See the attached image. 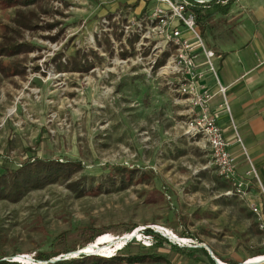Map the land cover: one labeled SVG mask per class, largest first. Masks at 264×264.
I'll return each instance as SVG.
<instances>
[{
  "label": "rangeland",
  "instance_id": "1",
  "mask_svg": "<svg viewBox=\"0 0 264 264\" xmlns=\"http://www.w3.org/2000/svg\"><path fill=\"white\" fill-rule=\"evenodd\" d=\"M220 3L230 4L226 15L206 8L213 36L199 25L205 45L212 49L234 33L246 32L245 2ZM159 6L153 0H41L21 6L37 11L40 28L22 30L19 43H30V52L0 57V156H8L15 168L33 156L81 160L83 168L67 181L28 191L17 202L0 199V259L28 260L40 252L50 260L76 257L65 250L53 256L51 242L61 232L84 226L102 230L93 248L101 254L98 246L111 249L124 242L116 240L114 232L120 223L140 230L130 240L131 250L154 251L163 258L141 264H178L182 259L168 249L155 250L143 232L147 227L167 228L164 233L176 237L172 243L187 250L196 245L195 238L202 239L222 255L237 256L246 245L264 241L251 230L256 218L244 199L226 194L233 183L217 175L199 139L185 134L183 106L167 77L153 66L155 40L149 38L137 49L136 33L124 38L120 32L128 20L132 28L133 21L145 24ZM14 8L0 4V33L2 24L13 26ZM103 17L110 20L108 25ZM48 23L55 26L48 29ZM164 57L159 53L157 61ZM2 158L0 173L10 168ZM115 163L136 168L137 176L124 184L102 183L109 176L116 178L111 169ZM142 171L148 173L146 178L153 175L149 181L139 177ZM69 181L85 194L77 196ZM90 187L93 190L87 191ZM176 211L187 217L190 236L185 238L194 242L177 238L173 227H181ZM103 241L106 245H97ZM73 245L77 250L79 240H68V247ZM127 251L124 245L116 252Z\"/></svg>",
  "mask_w": 264,
  "mask_h": 264
},
{
  "label": "crops",
  "instance_id": "2",
  "mask_svg": "<svg viewBox=\"0 0 264 264\" xmlns=\"http://www.w3.org/2000/svg\"><path fill=\"white\" fill-rule=\"evenodd\" d=\"M243 1L247 6L248 16V20L242 24L246 32L234 33L231 38L222 41L219 48L206 46L215 53L214 63L219 81L226 88L225 97L217 93V86L209 73H205L204 83L215 93L210 102V111L217 116V123L229 141V150L236 157V161L240 159L236 164V175L244 178L248 185L244 206L249 208L248 204L254 203L264 216V0ZM205 10L207 11L206 8ZM224 98L228 103V111L223 106ZM253 172L259 184L253 179ZM249 210L251 211L250 208ZM252 214L256 220L251 230L262 239L264 232L258 227L257 216L253 212ZM176 236L184 241H193ZM195 239L196 244L208 246L212 257L222 264H250L246 261L264 256V241L256 245H246L244 252L234 256L222 255L216 245ZM194 247L189 250L179 247L182 254L170 252L179 254L184 259H180L178 264H214L205 253L199 250L194 252Z\"/></svg>",
  "mask_w": 264,
  "mask_h": 264
},
{
  "label": "built area",
  "instance_id": "3",
  "mask_svg": "<svg viewBox=\"0 0 264 264\" xmlns=\"http://www.w3.org/2000/svg\"><path fill=\"white\" fill-rule=\"evenodd\" d=\"M153 1L161 6L153 8L148 16L149 21L146 20L145 24L133 21L132 24L135 26L132 28L128 20L126 24H121L120 32L124 38L130 33H136V39L140 40L137 44L133 42V46L135 47L136 44L137 49L145 47L149 38L155 40L156 44L151 49L156 51L153 66L156 65L159 73L167 77V83L176 94L177 102L183 106L185 134L202 142V147L208 151L218 176L233 183V188L226 191V194L245 199L248 185L244 179L236 175V157L229 150V141L217 123L216 114L210 111V102L215 93H212L204 83V75L209 73L217 86V93L225 97L226 88L219 81L214 63L215 53L206 47L191 9L193 3L205 2L204 0H176L174 3L171 0ZM116 18L114 16L112 20ZM102 21L106 25L110 23L107 17H103ZM124 46L128 48L126 43ZM159 53H164L165 57L163 63L157 65ZM223 106L227 111L229 110L225 98ZM248 206L257 216L259 228L264 232V216L254 203H249ZM162 228L154 231L162 234L161 230H165L164 227ZM30 256L32 264H37L33 255ZM261 258L263 259L259 261L260 263L264 262V256Z\"/></svg>",
  "mask_w": 264,
  "mask_h": 264
},
{
  "label": "trees",
  "instance_id": "4",
  "mask_svg": "<svg viewBox=\"0 0 264 264\" xmlns=\"http://www.w3.org/2000/svg\"><path fill=\"white\" fill-rule=\"evenodd\" d=\"M41 0H0V4L5 7H15L13 16L11 17V22L13 26H9L7 24H2V31L0 33V57L1 56H13L19 54L20 52L28 53L33 48L30 43L24 42L19 43V38L22 35V30L33 31L40 28L36 20L38 18V13L34 9H23L21 6L39 3ZM192 1V0H191ZM221 0H210L205 3H193L191 9L195 15V19L197 25L199 27L200 24H203L204 30H209V33L213 36V27L208 25V20L211 17V13L205 12V8H213L215 12L226 15L229 11L230 4L221 5ZM54 23L46 24V28L52 29L54 27ZM12 32V33H10ZM201 32V31H200ZM53 38L54 37H50ZM136 38V37H135ZM86 57V54H83ZM164 58L158 62L157 65L163 63ZM0 158H2L0 156ZM2 162L10 163V168H3V172L0 173V199H5L10 202L19 201L22 196L32 189L41 188L47 184L56 182L58 180L67 181L71 179V177L83 168V163L81 160H66L62 161L59 158L51 157V156H33L32 158H28L25 160L19 167L15 168L12 165L14 161L9 159L8 156L2 158ZM111 169L114 173H116V178L109 176L105 178L102 183H111L113 184L115 181H118L119 184H124L127 181L133 180L135 176L138 174V170L136 168L126 166L121 163H115L111 165ZM145 174H148L145 171L139 173V177H144ZM149 175L145 179V181L150 180ZM68 187L75 191L77 196H83L85 194V190L81 187H78L75 181H69ZM93 189L90 187L87 191H92ZM175 220L180 225L181 229H178L177 226H174L173 229L176 233L181 237H188V232L186 230L187 225V217L182 215L180 211L175 212ZM184 226V228H183ZM135 228L132 224L120 223L114 232H117V235H129L133 229ZM102 230L100 228L95 227H77L74 230H68L65 232H61L58 234L55 239L51 242L53 256H57L58 254H62V251L65 252L74 251L76 248L75 245L68 247V240H74L76 242L79 240V245L77 249H81L88 244L89 249H93L96 244L97 236L100 235ZM145 235L149 236L151 240V245L154 246L155 250L159 249H169V251L173 253L182 254V249L179 248L175 243H172L168 238L161 235L159 232L154 231V229L147 227L143 231ZM137 232L136 234H138ZM106 234V233H103ZM110 234V233H108ZM111 235V234H110ZM140 236V234H139ZM137 238V237H136ZM95 241V242H94ZM74 244V243H73ZM97 245H106L103 241ZM132 243L131 241L125 244V248H127V254L123 255L116 251L122 249L123 247L117 249L115 255L111 258L101 257L99 255H85L79 254L76 257H67L61 258L54 262H50L49 264H118L122 260H126L127 262L134 264L141 263H150L155 261L163 260L160 254H157L154 251L145 250L142 251L140 249L131 250ZM201 251L205 253L214 264L215 261L208 255L207 251L203 247H194L195 251ZM34 259L37 261H48L50 255L45 254L44 252L34 253ZM109 257V256H108ZM0 264H20V262L9 261L5 259H0Z\"/></svg>",
  "mask_w": 264,
  "mask_h": 264
},
{
  "label": "bare ground",
  "instance_id": "5",
  "mask_svg": "<svg viewBox=\"0 0 264 264\" xmlns=\"http://www.w3.org/2000/svg\"><path fill=\"white\" fill-rule=\"evenodd\" d=\"M138 230L137 229H135V230H133V232L136 234V232H137ZM130 235V234H129ZM128 235V236H129ZM128 236L126 235L123 239H121V240H123L124 242L122 243V244H117V245H115L114 246V248H111V249H107L106 247H100V246H98L97 248L99 249L97 252H99V251H101V254L100 253H96L97 255H99V256H104V257H108V256H112L113 254L112 253H114L117 249H119V248H121V247H123L126 243V241H125V239L126 238H128ZM173 238H175L174 236H172ZM176 239V238H175ZM182 241H184V239H182ZM113 242L114 241H112V242H110L109 243V245H113ZM89 252H93V253H95L94 251H95V249H87ZM75 255V254H74ZM73 255V256H74ZM24 257H27L26 255H23ZM263 258H260V259H250V260H247L246 262L247 263H251V264H258V263H256L257 261H261ZM13 261H16V262H20L21 264H32V259H30V258H28V260L27 259H25V260H18V259H15V257L13 258ZM260 263V262H259Z\"/></svg>",
  "mask_w": 264,
  "mask_h": 264
},
{
  "label": "water",
  "instance_id": "6",
  "mask_svg": "<svg viewBox=\"0 0 264 264\" xmlns=\"http://www.w3.org/2000/svg\"><path fill=\"white\" fill-rule=\"evenodd\" d=\"M207 1H210V0H204V2H207ZM139 231H140V230H139ZM161 231H162V234H161V235H163L164 237L168 238L171 242H173V241L171 240V238H173V237H171L170 234H168V233H164V232H165L164 230H161ZM125 236H126V235H121V236H119L118 239H116V240L123 239ZM127 236H128V235H127ZM135 237H137V236H136V234L132 231V232L130 233V235L128 236V238L125 239V241H126L125 243L129 242L130 240L134 239ZM90 245H93V244H90ZM195 246H200V247L205 248V249L208 251L209 255L212 257L211 249H210L208 246H206L205 244H196ZM73 253H76L77 255H79V254H85V255H97L96 253H93V252H88V251L86 252V251L83 250V248H81V249H77V250L73 251ZM66 258H67V257H66ZM212 258H213V257H212ZM59 259H61V258H58V259H55V260H50V259H49L48 261H38V260H37V262H41L42 264H47V263L54 262V261L59 260ZM213 260L215 261L216 264H222L221 262H219L218 260H216V259H214V258H213Z\"/></svg>",
  "mask_w": 264,
  "mask_h": 264
}]
</instances>
